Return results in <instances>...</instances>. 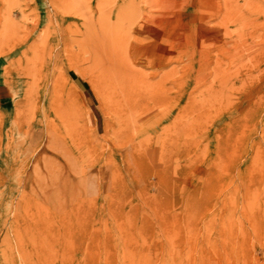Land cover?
<instances>
[{
    "label": "rangeland",
    "instance_id": "1",
    "mask_svg": "<svg viewBox=\"0 0 264 264\" xmlns=\"http://www.w3.org/2000/svg\"><path fill=\"white\" fill-rule=\"evenodd\" d=\"M0 264H264V0H0Z\"/></svg>",
    "mask_w": 264,
    "mask_h": 264
}]
</instances>
